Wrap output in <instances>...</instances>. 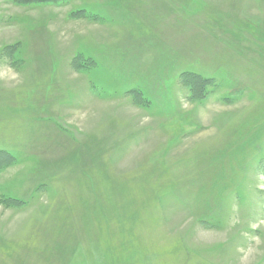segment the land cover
I'll list each match as a JSON object with an SVG mask.
<instances>
[{"label": "rangeland", "instance_id": "374dc122", "mask_svg": "<svg viewBox=\"0 0 264 264\" xmlns=\"http://www.w3.org/2000/svg\"><path fill=\"white\" fill-rule=\"evenodd\" d=\"M0 264H264V0H0Z\"/></svg>", "mask_w": 264, "mask_h": 264}, {"label": "trees", "instance_id": "16d2710c", "mask_svg": "<svg viewBox=\"0 0 264 264\" xmlns=\"http://www.w3.org/2000/svg\"><path fill=\"white\" fill-rule=\"evenodd\" d=\"M10 3L16 5V6H32V5H54V6H58V5H62L65 3L70 2L71 0H9ZM82 15V16H81ZM84 14L82 12H73L70 14V18L73 19H78V18H87V19H93V16L88 14L87 16H83ZM10 52L12 51V49L9 50ZM86 62V60H85ZM75 65L81 64V62H75ZM80 67V66H79ZM191 78L192 79V84H190L188 81V79ZM181 79L183 80L184 85L187 86V89L189 91L190 97L189 99L193 102L196 100L199 101H204L205 99H207L210 95V84L211 81L210 79H204V78H200V76L198 77L195 74H190L187 72H184L181 75ZM131 95V94H130ZM135 99V102L139 105H143L144 104V100H142V96L138 94V96H134L132 95ZM3 167V166H2Z\"/></svg>", "mask_w": 264, "mask_h": 264}]
</instances>
